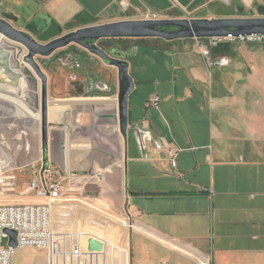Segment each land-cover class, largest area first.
Instances as JSON below:
<instances>
[{
	"label": "crops",
	"instance_id": "0c3cea01",
	"mask_svg": "<svg viewBox=\"0 0 264 264\" xmlns=\"http://www.w3.org/2000/svg\"><path fill=\"white\" fill-rule=\"evenodd\" d=\"M225 9L237 14H223ZM261 10L264 0H0L7 21L44 43L80 27L125 19L261 17ZM51 29L61 32L46 41L35 37ZM3 39L1 52L11 62ZM138 42L166 53L170 63L155 66L158 73H139L144 78L133 82L125 135L114 66L100 60L113 69L100 68L96 79L81 68L80 79L70 75L68 86L63 73L53 77V85L47 81L45 143L36 123L40 112L26 102L21 70L10 65L20 84L0 73V112L15 122L32 116L25 133L31 150L21 155L27 167L21 174L42 165L56 169L63 189L51 207L53 228L114 236L122 245L119 264H264V50L223 41L226 50L213 56H226L224 66H209L196 39L124 38L105 50L127 61ZM63 57L57 59L62 65L82 60L80 54ZM236 60L243 73H235ZM149 78L154 85L143 92V106H132L139 83ZM151 95L159 98L158 110L145 107ZM169 145L180 149L174 167ZM30 195V202L19 203L46 202ZM127 220L132 228L123 225ZM23 249L32 254L27 264H48L44 250Z\"/></svg>",
	"mask_w": 264,
	"mask_h": 264
},
{
	"label": "water",
	"instance_id": "95a60500",
	"mask_svg": "<svg viewBox=\"0 0 264 264\" xmlns=\"http://www.w3.org/2000/svg\"><path fill=\"white\" fill-rule=\"evenodd\" d=\"M172 28V29H170ZM229 34H262L264 35V16L261 17H223L214 19L202 18H163V19H125L103 24L88 25L70 31L45 43L38 42L25 31L15 28L9 21L0 16V35L6 40L17 43L26 49L23 61L31 66L40 79V131L42 142L47 139V76L41 70L35 57L47 58L55 51L70 44L86 49L97 56L105 65L117 68L118 75V108L119 129L125 135L127 129V99L133 87V81L128 74V63L125 59L109 54L97 46V40L117 38H160L165 41L175 39L223 38ZM12 51V50H11ZM10 57L0 49V73L10 74L16 83L20 84L11 70ZM23 94V92H22ZM8 245L16 248V233L6 229ZM102 243L94 238L87 241L89 251H100Z\"/></svg>",
	"mask_w": 264,
	"mask_h": 264
},
{
	"label": "rangeland",
	"instance_id": "374dc122",
	"mask_svg": "<svg viewBox=\"0 0 264 264\" xmlns=\"http://www.w3.org/2000/svg\"><path fill=\"white\" fill-rule=\"evenodd\" d=\"M223 14H237L235 10L231 9H225ZM2 18V14H0ZM230 16V15H228ZM5 19V18H4ZM15 25H18V23H14ZM15 28H17L15 26ZM45 36H40L39 34H36L35 37H38L39 39L45 38ZM3 45L2 47L7 49L9 51V54H11V64L14 66L19 67L21 70L22 75L27 81V87L25 89L26 94V102L28 106L32 109L34 113L40 112V79L37 77L35 72L29 68L30 66L26 64L23 61V56L26 53V49L23 48V46L10 42L6 40L5 38L2 40ZM40 43H44L39 41ZM97 46L105 49L111 47L109 43L103 42V40H98L95 42ZM237 43H244V42H237ZM248 46V44H245ZM251 47H258L260 49L264 50V41L261 42H251ZM72 47L79 48V53L82 58V60H78V62H74L73 59L71 62L67 63L66 65H62L56 58L55 53L57 51H61L62 49H72ZM122 48V46L120 45ZM116 46H113V49H115ZM153 47L148 46L144 43H136L133 46L130 47L128 52V74L131 77V79L134 81H138L139 79H142L144 75H139V73H158L155 71L156 67H169L170 63V57L161 51H153ZM61 50L55 51L51 56L47 58H41V57H35L36 62L39 64L41 70L46 74L47 81L49 80L53 82V77L57 75V73H63L64 81L68 86V83L70 81V75H76L77 79H80L81 76V68L82 71H85V73L93 79L95 77V73H101L99 70L101 69H109L112 70L113 68L105 67L103 64H101V61L98 57L91 54L89 51H87L84 48H81L77 45L70 44L69 46L62 48ZM12 50V51H11ZM115 50H118L117 48ZM234 48L231 46L229 55L231 56V51H233ZM145 61L149 64V68L145 67ZM88 64L86 66V64ZM239 60H236V70L235 73H243L239 70L238 67ZM230 68V67H229ZM229 68H219L218 73H228L232 72V70H228ZM31 69V70H30ZM97 69V71H96ZM94 70V71H93ZM212 69L209 70V72ZM217 70V69H216ZM207 72V71H206ZM90 73V74H88ZM164 73V72H163ZM171 73V72H170ZM86 75V76H87ZM146 75V74H145ZM150 76V75H149ZM155 78H149L147 82L139 83V87L135 94L131 98V105L134 106L136 104V107H141L144 104V97L143 92L150 90L151 87L154 85ZM157 80V79H156ZM51 85H53L51 83ZM146 85V86H145ZM53 89V88H52ZM50 94H52L50 92ZM51 96V95H50ZM129 103V100H128ZM136 112H139V109H135ZM0 181H3L0 183V203H19L28 201L30 202L32 200L33 193H27L25 190L26 183L29 182L31 177L33 176L32 170L34 168H31L29 171L24 174H21L22 171H26L27 167H23V164L26 163L25 157H22V154H27L29 150H31V147L29 146V141L25 139L26 134L28 133V127L30 125V121H32V116L22 115L21 117L17 118V121L13 118L8 117V112L3 111L0 112ZM10 122H12L10 124ZM16 123V124H13ZM36 123L39 127L40 125V119L36 120ZM21 124V125H20ZM9 128H11V131L13 133H5V130L9 132ZM20 133V131H24L21 136L18 138L15 137L16 132ZM17 133V134H18ZM135 136L137 137V132L135 131ZM131 145V143H130ZM22 165V166H21ZM30 168V166H29ZM28 168V169H29ZM116 227H112L109 229L111 234H115ZM112 230H114L112 232ZM106 234H102L100 236H105ZM114 237V236H113ZM112 238V237H111ZM3 244H7V239H3ZM31 248V247H30ZM20 248H17L12 256V264H27L31 260L32 254L31 252H27L29 250H19Z\"/></svg>",
	"mask_w": 264,
	"mask_h": 264
},
{
	"label": "built area",
	"instance_id": "2783aa9c",
	"mask_svg": "<svg viewBox=\"0 0 264 264\" xmlns=\"http://www.w3.org/2000/svg\"><path fill=\"white\" fill-rule=\"evenodd\" d=\"M149 19H156L154 17ZM200 53L208 60L209 66L228 64L226 56L214 57L210 49L218 42H261L262 34L231 35L223 38H197ZM145 107L159 109V98L151 95L145 102ZM180 149L169 145L167 154L172 167ZM3 181H0V183ZM63 189L62 179L56 169L50 166H40L33 172L26 192L36 197L46 199L44 203H0V264H12V256L17 248L31 247L44 250L48 264H119L118 253L122 245H117L114 238L100 236L101 233L62 232L51 224V207L58 201ZM132 228L131 221L123 224ZM6 229L15 231L16 248L3 244L8 238ZM94 238L102 243L100 251H89L87 241ZM123 252V249H122ZM108 260V261H107ZM201 264H209L203 262Z\"/></svg>",
	"mask_w": 264,
	"mask_h": 264
},
{
	"label": "trees",
	"instance_id": "16d2710c",
	"mask_svg": "<svg viewBox=\"0 0 264 264\" xmlns=\"http://www.w3.org/2000/svg\"><path fill=\"white\" fill-rule=\"evenodd\" d=\"M261 13L264 14V10L262 11L261 10ZM80 22L83 23V21L81 20ZM55 29H51L50 31H47L46 33H44L43 35H41L42 37L47 35L45 38H42V41H46L48 40L50 37H52L54 34H60L61 30L60 29H56L55 31H53ZM53 31V32H52ZM114 40H124V38H117V39H103V42H108V43H111L113 42ZM227 48V43L226 42H218L215 46H212L211 49H210V52L212 55L214 54H218V53H222L226 50ZM79 48L77 47H72V49H62L61 51H57V53H55V58L56 59H60L61 61H64L66 60L63 56L68 54V53H71L72 55L73 54H80L79 53ZM110 53V52H109ZM112 55L116 56L114 53H111Z\"/></svg>",
	"mask_w": 264,
	"mask_h": 264
},
{
	"label": "bare ground",
	"instance_id": "6f19581e",
	"mask_svg": "<svg viewBox=\"0 0 264 264\" xmlns=\"http://www.w3.org/2000/svg\"><path fill=\"white\" fill-rule=\"evenodd\" d=\"M31 67V66H30ZM32 68V67H31ZM33 69V68H32ZM34 71V70H33ZM35 72V71H34Z\"/></svg>",
	"mask_w": 264,
	"mask_h": 264
},
{
	"label": "flooded vegetation",
	"instance_id": "af4514ba",
	"mask_svg": "<svg viewBox=\"0 0 264 264\" xmlns=\"http://www.w3.org/2000/svg\"><path fill=\"white\" fill-rule=\"evenodd\" d=\"M170 29H172V28H170Z\"/></svg>",
	"mask_w": 264,
	"mask_h": 264
}]
</instances>
